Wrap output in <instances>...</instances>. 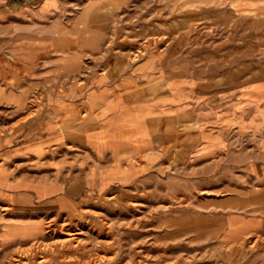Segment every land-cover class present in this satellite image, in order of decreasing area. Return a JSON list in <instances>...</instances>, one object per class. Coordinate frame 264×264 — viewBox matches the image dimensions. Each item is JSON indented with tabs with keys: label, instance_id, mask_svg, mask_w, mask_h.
<instances>
[{
	"label": "rangeland",
	"instance_id": "1",
	"mask_svg": "<svg viewBox=\"0 0 264 264\" xmlns=\"http://www.w3.org/2000/svg\"><path fill=\"white\" fill-rule=\"evenodd\" d=\"M228 1L238 0H140L138 12L131 4L115 15L116 0H107L106 10L91 9L87 19L93 35L102 22L108 24L107 49L127 52L112 61L118 74L156 52L171 50V61L187 57L193 89L182 97L195 102L197 94L211 92L195 90L194 83L201 58L207 68L213 61L212 18H228L213 3ZM9 32L0 19V264H264V231L228 233L217 208L226 203L202 190L211 177L198 174L190 148L184 153L194 125L186 140L158 146L157 161L136 168L139 176L131 178L132 166H144L146 157L125 161L121 170L128 173L121 182H105L113 156L97 161L83 144L84 132L33 151L38 142L55 139L45 129L53 124L35 117H87L85 107L69 99L77 90L68 89L84 78L49 69L20 73L19 58L9 52Z\"/></svg>",
	"mask_w": 264,
	"mask_h": 264
},
{
	"label": "crops",
	"instance_id": "2",
	"mask_svg": "<svg viewBox=\"0 0 264 264\" xmlns=\"http://www.w3.org/2000/svg\"><path fill=\"white\" fill-rule=\"evenodd\" d=\"M130 2L116 0L115 15L131 4L134 11L141 10L140 0ZM91 9L106 10L107 0H0V19L10 31L9 52L19 58L20 73L49 69L84 78L68 89L77 90L69 99L85 107L87 117H35L53 124L45 129L55 139L38 142L33 151L84 132L83 144L97 161L113 156L115 167L107 170L105 182H121L128 173L121 170L125 161L146 157L148 165L132 166L131 178L139 176L136 168L157 161L158 146L186 140L188 126L194 125V140L191 147L184 145V153L191 149L188 155L198 174L211 177L202 190L226 203L217 208L227 219L228 233L245 237L264 231V205L257 204L264 202V0L213 3V10L228 18H212L213 61L207 68L201 58L194 83L195 90L211 92L205 98V92L197 94L195 102L182 97L193 89L188 59L167 60L171 50L118 74L112 61L128 57L127 52L107 49L112 36L105 21L99 35L91 34ZM59 27L85 32L61 33ZM4 170L7 187L10 175Z\"/></svg>",
	"mask_w": 264,
	"mask_h": 264
},
{
	"label": "bare ground",
	"instance_id": "3",
	"mask_svg": "<svg viewBox=\"0 0 264 264\" xmlns=\"http://www.w3.org/2000/svg\"><path fill=\"white\" fill-rule=\"evenodd\" d=\"M60 227H61V226H60ZM63 227H64V225H63ZM70 233H71V232H70ZM75 238H76V237H74V239H75ZM71 240H72V237L66 239V241H71ZM66 241H65V242H66ZM74 241H75V240H74ZM63 242H64V241H63ZM61 244H62V243H61ZM62 245H63V244H62ZM90 261H91V260H90ZM92 261H93V260H92ZM88 263H89V261H88ZM92 263H93V262H92ZM89 264H90V263H89Z\"/></svg>",
	"mask_w": 264,
	"mask_h": 264
},
{
	"label": "built area",
	"instance_id": "4",
	"mask_svg": "<svg viewBox=\"0 0 264 264\" xmlns=\"http://www.w3.org/2000/svg\"><path fill=\"white\" fill-rule=\"evenodd\" d=\"M26 2H30V3H37L38 0H24Z\"/></svg>",
	"mask_w": 264,
	"mask_h": 264
}]
</instances>
